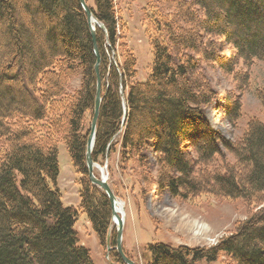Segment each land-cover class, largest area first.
Wrapping results in <instances>:
<instances>
[{
  "label": "trees",
  "instance_id": "obj_1",
  "mask_svg": "<svg viewBox=\"0 0 264 264\" xmlns=\"http://www.w3.org/2000/svg\"><path fill=\"white\" fill-rule=\"evenodd\" d=\"M94 4L91 11L105 31L95 28L101 100L92 159L103 162L120 135L122 162H142L145 150H152L162 166L158 187L172 196L211 194L254 201L264 193V89L258 94L262 119L249 120L234 142L208 122L203 107L213 102L215 93L203 77L202 82L194 76L201 59L232 73L237 57L245 63L264 57V0H192L182 21L193 29L157 15L145 26L153 55L148 77L131 83L135 57L128 53L116 66L102 48L105 38L115 44L113 1ZM201 31L219 36L235 53H219L215 42L203 44ZM95 62L79 0H0V264H94L77 237L80 212L101 244L110 234L116 245L110 200L89 180L86 165L90 125L85 127L83 119L94 110ZM78 71L81 86L68 94L66 85ZM224 110L234 123L240 117L239 100L224 98ZM60 142L82 174L77 206L64 205L57 187ZM222 149L234 162L209 167L217 156L224 157ZM220 252L235 264H264V208L213 247L149 244L145 264L212 262Z\"/></svg>",
  "mask_w": 264,
  "mask_h": 264
},
{
  "label": "rangeland",
  "instance_id": "obj_2",
  "mask_svg": "<svg viewBox=\"0 0 264 264\" xmlns=\"http://www.w3.org/2000/svg\"><path fill=\"white\" fill-rule=\"evenodd\" d=\"M112 1L116 20L115 44L113 46L105 38L102 48L110 55L108 62L116 66L123 64L128 53L135 57L136 74L130 83L131 81L142 82L148 77L153 55L145 33V26L157 15L169 22L179 21L177 25L181 28H195L192 23L186 24L182 21L186 5H189L192 0ZM86 3L89 8L95 9L94 0H86ZM195 9L197 8L193 7V10ZM198 16L203 18L201 12H198ZM201 34L203 44L210 41L215 42L219 46L218 49L216 48L219 53L225 55L235 53L233 46L224 42L219 36L205 34L202 31ZM113 53L114 58H112ZM192 54L201 57L200 52H192ZM237 58L232 73L224 71L215 62L201 59L194 74V76H201L202 82L203 77L215 93L213 102L203 107L208 122L223 137L234 142L241 138L247 129L249 120L263 117L258 94L264 89V57L253 59L251 63H245L242 58ZM81 80L80 71L72 75L66 85V92L72 94L78 90ZM228 96L240 102V117L234 123L228 121L224 110V98ZM87 113L83 119L85 127L90 125L92 119L89 112ZM57 148L59 164L57 187L61 192L62 202L64 205L77 206L79 179L82 178V174L72 165L65 145L60 142ZM113 148L110 155L105 154L103 162L95 161L98 167L94 166L93 171L97 177H100L101 173L106 176L116 199L124 204L125 217L121 244L124 254L135 264H145L148 259L147 247L157 242L168 243L172 246L186 245L205 248L216 246L223 238L235 232L236 227L251 214L264 208V193L254 201L211 194L188 198L172 196L158 187L157 180L162 166L158 164L152 150H145L144 154L147 158L142 162L137 161L136 158L122 162L120 135L114 139ZM222 150L224 157L217 156L209 167L214 164L219 167L221 164L234 162V157L225 149ZM191 154L192 157L196 155L192 149ZM99 168L103 170L100 171ZM111 228L117 237V227L112 220ZM75 229L79 242L90 250L94 264H125L119 254L116 256V245H113L110 234H108L106 243L101 244L85 214L79 213ZM195 264L235 263L226 254L220 252L215 261L200 259Z\"/></svg>",
  "mask_w": 264,
  "mask_h": 264
},
{
  "label": "water",
  "instance_id": "obj_3",
  "mask_svg": "<svg viewBox=\"0 0 264 264\" xmlns=\"http://www.w3.org/2000/svg\"><path fill=\"white\" fill-rule=\"evenodd\" d=\"M80 5L82 6V8L84 9L86 16H87V22L90 28V33L92 36V41H93V50L96 56V62H95V71H96V76H97V80H96V96H95V102H94V110H93V115H92V119H91V123H90V132L89 135L87 137V142H86V165H87V169H88V177L89 180L99 186L104 192L105 194L108 196L110 203H111V220L114 223V225H116L117 227V237H116V249L118 254L120 255V257L122 258L123 262L125 264H135L131 259H129L123 252V248H122V244H121V234H122V225H123V221L122 219L117 216L115 214V210H114V201L116 200V196L114 195V193L112 192L107 180H106V176L101 173L100 177L95 176L94 174V166H97L95 161H93L92 157H91V151L93 148V144H94V137H95V132H96V120H97V116H98V112H99V104H100V100H101V80H100V75H99V62H100V54H99V50L97 47V43H96V32H95V26L92 24V21L95 23V25H98L99 27L103 28V24L101 22H99L97 20V18L93 15V13L91 12L89 6L86 3V0H79ZM120 90V94H121V98H122V102H123V120L125 117V112H126V104H125V95H124V88L123 86H120L119 88ZM108 155V152L106 153V156Z\"/></svg>",
  "mask_w": 264,
  "mask_h": 264
},
{
  "label": "bare ground",
  "instance_id": "obj_4",
  "mask_svg": "<svg viewBox=\"0 0 264 264\" xmlns=\"http://www.w3.org/2000/svg\"><path fill=\"white\" fill-rule=\"evenodd\" d=\"M82 7V6H81ZM84 10V9H83ZM92 24L94 25V26H96L95 25V23L92 21ZM96 32V31H95ZM116 61V60H115ZM94 145V144H93ZM98 167V166H97ZM102 168V167H101ZM101 168H99V170L101 171V170H103V169H101ZM114 210H115V214L117 215V216H119L121 219H122V221H124V217H125V211H124V204H123V202L122 201H120L119 199H116L115 201H114Z\"/></svg>",
  "mask_w": 264,
  "mask_h": 264
}]
</instances>
